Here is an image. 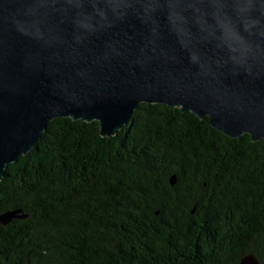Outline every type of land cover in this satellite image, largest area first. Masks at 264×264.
<instances>
[{
  "label": "trees",
  "instance_id": "trees-1",
  "mask_svg": "<svg viewBox=\"0 0 264 264\" xmlns=\"http://www.w3.org/2000/svg\"><path fill=\"white\" fill-rule=\"evenodd\" d=\"M0 264H264V141L141 104L111 138L60 118L0 182Z\"/></svg>",
  "mask_w": 264,
  "mask_h": 264
},
{
  "label": "water",
  "instance_id": "water-1",
  "mask_svg": "<svg viewBox=\"0 0 264 264\" xmlns=\"http://www.w3.org/2000/svg\"><path fill=\"white\" fill-rule=\"evenodd\" d=\"M144 103L264 141V0H0V182L56 119L111 138Z\"/></svg>",
  "mask_w": 264,
  "mask_h": 264
}]
</instances>
